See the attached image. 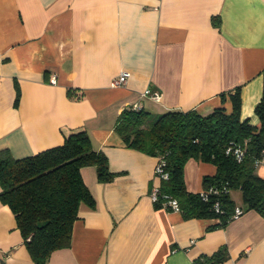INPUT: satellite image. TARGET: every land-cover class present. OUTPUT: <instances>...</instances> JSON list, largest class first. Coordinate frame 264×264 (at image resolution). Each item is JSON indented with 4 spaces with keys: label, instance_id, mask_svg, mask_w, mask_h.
<instances>
[{
    "label": "crops",
    "instance_id": "obj_1",
    "mask_svg": "<svg viewBox=\"0 0 264 264\" xmlns=\"http://www.w3.org/2000/svg\"><path fill=\"white\" fill-rule=\"evenodd\" d=\"M123 70L130 75L112 86ZM262 70L264 0H0V149L21 158L85 128L116 173L100 182L94 165L80 168L94 205L79 207L70 245L45 264H197L221 247L227 258L213 264H264V216L246 210L221 227L214 218L156 208L150 192L159 184V157L127 147L114 130L133 103L153 114L229 112L236 86L240 117L255 125ZM215 169L188 159L187 190L202 191L203 176ZM256 172L264 177V164ZM230 196L242 206L241 192ZM0 264H34L1 201Z\"/></svg>",
    "mask_w": 264,
    "mask_h": 264
},
{
    "label": "trees",
    "instance_id": "obj_2",
    "mask_svg": "<svg viewBox=\"0 0 264 264\" xmlns=\"http://www.w3.org/2000/svg\"><path fill=\"white\" fill-rule=\"evenodd\" d=\"M15 88L16 105L20 94L17 83ZM73 91L68 88L67 94L79 98ZM228 96L229 112L216 107L205 114L195 109L153 114L130 104L118 114L114 130L125 145L163 162L167 177L159 179L158 198L153 202L156 208L171 210L164 203L175 199L184 218H214L218 220L214 226L224 227L237 206L230 190L238 189L243 211L252 209L264 216V177L256 172L257 166L264 164V88L254 106L255 125L240 117V86ZM236 147L242 152L240 158L234 153ZM190 158L215 165V173L204 175L202 184L203 190L212 187L218 193L204 198L201 192L187 190L184 165ZM86 165L95 166L100 182L116 175L110 171L106 155L93 147L85 128L67 130L60 145L21 158L0 149V201L13 212L34 264H45L54 250L68 247L79 207H93V197L80 174ZM223 186L227 192L222 191ZM226 258V248L221 247L196 263L213 264Z\"/></svg>",
    "mask_w": 264,
    "mask_h": 264
},
{
    "label": "built area",
    "instance_id": "obj_3",
    "mask_svg": "<svg viewBox=\"0 0 264 264\" xmlns=\"http://www.w3.org/2000/svg\"><path fill=\"white\" fill-rule=\"evenodd\" d=\"M130 75L129 71H126V70H123L121 71L118 75H116L111 84L112 86H120L122 85L126 78ZM144 95H148L149 97L155 99V100H158L159 99V94H157L156 92L154 93H151L150 90L148 88H146L143 92ZM132 107L134 109H138L139 108V104L138 103H133L132 104ZM234 153L235 155L240 158V156L242 155V152L241 150L236 147L234 148ZM162 165H163V162L162 160H158L155 168H154V175L157 177V178H166L167 177V173L163 171L162 169ZM218 189L217 188H212L210 187L208 190H202L200 191L201 192V195H203L204 198H206V195L208 193H211V192H214V193H218ZM222 191L223 192H227L228 191V188L226 186H223L222 188ZM158 184L157 185H154L151 189V192H150V197H151V200L154 202L155 200H157L158 198ZM165 205H168L170 206L171 210H175V211H178L179 210V205L177 203V201L175 199H168L165 203ZM216 210H217V206H216ZM243 212V209L239 206H236L234 208V212L232 214V217H237L238 215H240L241 213Z\"/></svg>",
    "mask_w": 264,
    "mask_h": 264
},
{
    "label": "rangeland",
    "instance_id": "obj_4",
    "mask_svg": "<svg viewBox=\"0 0 264 264\" xmlns=\"http://www.w3.org/2000/svg\"><path fill=\"white\" fill-rule=\"evenodd\" d=\"M233 190V195L236 197V198H240V190L238 189H231V191ZM242 201V198L238 200V202H241Z\"/></svg>",
    "mask_w": 264,
    "mask_h": 264
}]
</instances>
